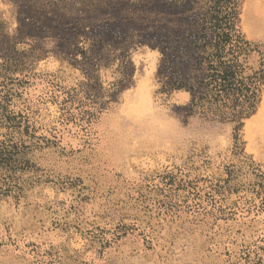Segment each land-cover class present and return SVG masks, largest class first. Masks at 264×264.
Segmentation results:
<instances>
[{"label":"rangeland","instance_id":"374dc122","mask_svg":"<svg viewBox=\"0 0 264 264\" xmlns=\"http://www.w3.org/2000/svg\"><path fill=\"white\" fill-rule=\"evenodd\" d=\"M216 1L0 0V264H264V0L220 4L239 101Z\"/></svg>","mask_w":264,"mask_h":264},{"label":"trees","instance_id":"16d2710c","mask_svg":"<svg viewBox=\"0 0 264 264\" xmlns=\"http://www.w3.org/2000/svg\"><path fill=\"white\" fill-rule=\"evenodd\" d=\"M220 4L221 0H217L214 10H212V15L207 17V22L214 29V38L212 39L214 40V44H212L213 52L209 56L208 72L203 76V82H208V85L212 84L219 96L222 95L226 99L234 98L236 101H239L243 98H249L252 89L238 78L234 66L223 59L226 45L230 40V30L234 15L224 11ZM162 53L165 56L162 59L164 65L169 60L171 62L174 61V54L164 48L162 49ZM182 80L172 79L170 83L177 88L188 87L192 91L193 96H196L199 91L201 92L199 86H192L186 82V79L185 81Z\"/></svg>","mask_w":264,"mask_h":264},{"label":"bare ground","instance_id":"6f19581e","mask_svg":"<svg viewBox=\"0 0 264 264\" xmlns=\"http://www.w3.org/2000/svg\"><path fill=\"white\" fill-rule=\"evenodd\" d=\"M256 5V4H255ZM254 5V6H255ZM257 13H260V11L259 12H257ZM259 15V14H258ZM247 27H249V30H251V31H253V30H261V29H263V25L260 23L259 25H257V24H255L254 23V21L252 20V18H251V15H250V17L248 18V20H247ZM142 93V92H141ZM144 93V95L142 96V100H143V102H142V104L143 103H145L144 105H145V107L142 109V111H141V113L142 114H144L145 116H147V115H150L151 114V109H152V99H151V97L148 95V93L147 92H143ZM260 117H263V120H264V107H263V109H262V111H261V114H260ZM160 128V127H159ZM155 129V128H154ZM162 130V129H161ZM166 130V129H165ZM158 134H160V133H158ZM166 136V135H165ZM145 138V137H144Z\"/></svg>","mask_w":264,"mask_h":264}]
</instances>
